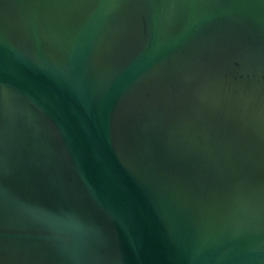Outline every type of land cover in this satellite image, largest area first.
I'll return each mask as SVG.
<instances>
[{
    "label": "water",
    "instance_id": "water-1",
    "mask_svg": "<svg viewBox=\"0 0 264 264\" xmlns=\"http://www.w3.org/2000/svg\"><path fill=\"white\" fill-rule=\"evenodd\" d=\"M0 264H264V0H0Z\"/></svg>",
    "mask_w": 264,
    "mask_h": 264
}]
</instances>
